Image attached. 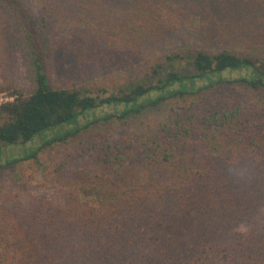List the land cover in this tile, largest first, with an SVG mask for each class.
Here are the masks:
<instances>
[{"label": "trees", "instance_id": "trees-1", "mask_svg": "<svg viewBox=\"0 0 264 264\" xmlns=\"http://www.w3.org/2000/svg\"><path fill=\"white\" fill-rule=\"evenodd\" d=\"M30 1L0 0V61L21 55L31 81L0 87L14 98L0 104V148L62 126L45 143H67L105 107L123 108L103 121L176 105L152 134L103 147L96 173L74 175L95 202L78 191L59 201L4 193L0 264H264V31L235 37L246 51L166 50L145 78L115 79L114 90L100 76L61 87L49 75L56 54L90 63L198 17L208 38H229L241 30L235 15L264 23V0Z\"/></svg>", "mask_w": 264, "mask_h": 264}, {"label": "rangeland", "instance_id": "rangeland-1", "mask_svg": "<svg viewBox=\"0 0 264 264\" xmlns=\"http://www.w3.org/2000/svg\"><path fill=\"white\" fill-rule=\"evenodd\" d=\"M260 22L261 19L250 15H235L233 25L237 23L241 29L239 34L236 31V35L232 34L231 37L222 38L216 42L208 38L205 33L206 24L198 17L192 25L178 33L149 40L142 47L132 45L128 48L126 44L116 42L114 50L111 49L105 54V59L99 55L90 63L83 64L77 59V55L65 57L62 54H56L51 58L49 75L53 84L61 87L84 84L100 76L105 78V85L114 90L115 79L118 80L117 84H125L128 80L145 78L150 68V66L145 67L147 60L172 48L212 45L215 47L213 50L217 49L216 46L241 51L249 50L251 47L236 40L235 37L246 34V31L262 33L264 23ZM234 76H240V73H235ZM14 85L23 89L31 87L21 55H9L0 61V87L11 88ZM12 92L13 90L6 89L0 92V104L13 101ZM175 105L171 101H165L158 106L145 108L140 113L130 114L124 120L112 118L103 121L106 114H114L123 108L105 107L95 112L100 120L98 122H93L94 116H83L79 121V137L67 143L54 142L51 145L45 143L47 139L56 137V133L62 126L51 128L26 144L2 146L0 148V164L2 165L0 197L4 193H13L19 196H47L53 201H59L66 192L78 191L83 202H95L96 196H87L85 191H82L84 181L81 177L77 180L74 175L79 173L82 175L86 172L96 173L101 169L98 154L103 147L122 144L124 139L131 137L144 138L152 134L158 123L168 116ZM67 129L64 128V130ZM128 149L132 150L133 146H129ZM33 152L36 153V157H28ZM21 157L23 159L20 162L8 164ZM141 176H144L143 172Z\"/></svg>", "mask_w": 264, "mask_h": 264}]
</instances>
